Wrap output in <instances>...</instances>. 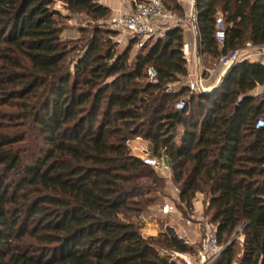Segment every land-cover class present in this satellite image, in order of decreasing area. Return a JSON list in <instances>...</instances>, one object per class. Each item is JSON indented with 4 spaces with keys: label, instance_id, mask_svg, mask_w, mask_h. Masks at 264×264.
Wrapping results in <instances>:
<instances>
[{
    "label": "trees",
    "instance_id": "16d2710c",
    "mask_svg": "<svg viewBox=\"0 0 264 264\" xmlns=\"http://www.w3.org/2000/svg\"><path fill=\"white\" fill-rule=\"evenodd\" d=\"M56 1L93 18L110 13L97 0H0V264H171L158 250L191 251L167 233L142 232L140 216L167 183L131 153L128 141L138 137L153 156L169 158L182 212L203 196L221 244L245 224L238 264H264V126L255 127L264 99L252 94L264 84V65L237 63L208 94L181 85L167 92L186 74L181 28L147 43L129 68L126 53L98 45L97 30L69 48ZM162 2L183 16L176 0ZM194 7L206 66L208 57L264 46V0ZM234 257L228 245L214 264Z\"/></svg>",
    "mask_w": 264,
    "mask_h": 264
},
{
    "label": "built area",
    "instance_id": "2783aa9c",
    "mask_svg": "<svg viewBox=\"0 0 264 264\" xmlns=\"http://www.w3.org/2000/svg\"><path fill=\"white\" fill-rule=\"evenodd\" d=\"M132 5L115 13L108 20L109 28L119 32L128 42L135 40L134 46L137 49L143 48L149 41H155L164 37L166 32L172 28H181L183 32L190 33L183 38L181 53L185 60L186 74L183 77L182 87L195 94H208L209 90L220 80L226 71L237 63L248 60L259 61L264 65V46L251 49H236L220 55L211 67L204 64L200 53L196 52L199 47L200 29L198 15L195 10L193 0L189 10L179 16L177 13L165 8L162 0H130ZM214 37L220 46L223 45L226 37L223 15L218 14L215 18ZM151 81H154L156 72L149 68ZM264 91V84L262 85ZM170 86L167 92H171ZM186 106L184 100H180L176 109L181 110ZM264 126V119L258 118L255 123L256 128ZM142 162L155 170L160 175L164 165L158 158L142 151L140 156ZM166 183L167 180L165 179ZM172 181V179H171ZM173 183V182H172ZM173 197H165L164 203L158 207L157 213L168 216L175 215V221L165 226V233L179 238L184 245L191 248L188 252H178L176 250H158V255L168 257L175 264H214L223 253L225 246L219 242L216 225L209 219L200 215L196 211H191L185 215L178 210L174 202H180L178 198V188L173 184ZM150 216V215H149ZM183 222V226L180 222ZM245 224H242L244 226ZM185 226V227H184ZM182 232V233H180ZM180 259L182 262L178 261Z\"/></svg>",
    "mask_w": 264,
    "mask_h": 264
},
{
    "label": "rangeland",
    "instance_id": "374dc122",
    "mask_svg": "<svg viewBox=\"0 0 264 264\" xmlns=\"http://www.w3.org/2000/svg\"><path fill=\"white\" fill-rule=\"evenodd\" d=\"M168 4V2H166ZM54 8L60 12L62 16L61 24L64 25L65 33L63 36V41L67 43L69 48H75L78 49L81 47L85 42L86 38L88 36V33H93L95 30L96 37L99 38L98 45L102 47L103 49L111 48L112 52L115 54V56H120L126 53V64L129 66V68L133 67L135 65V59L136 57L142 53V49H137L135 46H129V42L126 38H124L119 32L112 30L109 28L108 20L112 16L110 13L105 18H93L91 16L86 15L85 13H74L70 12L65 8V4L61 1H56L54 3ZM81 30H85L86 33L82 32ZM153 41H149L151 44ZM245 48L251 49L248 46ZM74 49V50H75ZM73 52V53H72ZM69 53L70 60L75 58V51H72ZM214 60L210 57L206 58V63L208 66L212 65ZM149 71V69H148ZM148 78L150 79V75L148 72ZM183 77L181 78L180 82H175L169 84L171 89L176 88L177 86L181 85L183 82ZM254 96H258L260 99H264V91L262 86H260L255 92H252ZM188 95V92H184L183 96L180 97V99L176 102L175 108L180 100H184L186 96ZM128 145L130 147L131 153H139V155L142 154V151L146 150L148 153L152 154V147L151 144L144 140L143 138H134L130 141H128ZM135 155V154H134ZM160 162L165 165L163 172H161V176L167 180V189H164V195H162L159 200L157 201V204L151 208L153 211H158V207L164 203L165 197H173L175 198L176 195L173 192V183L171 181V171L170 166L171 162L169 158L162 154L161 157H158ZM170 196H169V195ZM157 196H160L157 194ZM198 203L194 205V203ZM174 205L177 207L178 210L182 211V205L180 202L175 201ZM196 206V207H195ZM204 198L201 195L196 196L195 200L193 201V208L191 210H187L184 208L186 214L190 213L191 211H196L197 216L204 215ZM150 211L148 212V214ZM148 214L143 217L142 222L144 223V219L147 218ZM174 214H170L167 218H157L154 220V222L157 224L161 232H166L165 226L175 221ZM183 226V222H180ZM243 224V223H242ZM238 226L231 234L230 236L226 237L225 240H222V244L227 247L228 245H232V250L235 254L233 264H238L239 260L243 254V241H244V226ZM185 227V226H184ZM182 233V232H180ZM168 234V233H167ZM178 261L182 262L180 259Z\"/></svg>",
    "mask_w": 264,
    "mask_h": 264
},
{
    "label": "crops",
    "instance_id": "0c3cea01",
    "mask_svg": "<svg viewBox=\"0 0 264 264\" xmlns=\"http://www.w3.org/2000/svg\"><path fill=\"white\" fill-rule=\"evenodd\" d=\"M99 4L105 6L106 8L109 9L110 14L113 16L115 13L121 11L122 9L129 7L130 5L133 4L132 1L130 0H97ZM193 0H176L177 4L181 7L182 11L184 13H186L189 8H190V4ZM191 36L190 33L184 32V36ZM264 58V55L262 56ZM260 87V86H259ZM259 87H257L256 89L253 90V92H255ZM253 94V93H252ZM254 95V94H253ZM136 156H141L139 155V153H134ZM151 154V153H150ZM152 155V154H151ZM159 160V159H158ZM160 161V160H159ZM161 163V162H160ZM162 164V163H161ZM163 165V164H162ZM165 166V165H164ZM169 195V194H168ZM170 196V195H169ZM171 197V196H170ZM163 204V203H162ZM161 204V205H162ZM198 204L197 202L194 203V205ZM160 205V206H161ZM196 207V206H195ZM150 215V216H149ZM175 216V215H174ZM168 216H163L159 213H157L156 211L150 210V213L148 214L147 218L144 219V223H143V229L142 232L144 235L147 236H157L161 230L159 229V227L157 226V224L154 222L155 219L157 218H167Z\"/></svg>",
    "mask_w": 264,
    "mask_h": 264
},
{
    "label": "water",
    "instance_id": "95a60500",
    "mask_svg": "<svg viewBox=\"0 0 264 264\" xmlns=\"http://www.w3.org/2000/svg\"><path fill=\"white\" fill-rule=\"evenodd\" d=\"M196 52L198 53L199 52V47H198V45H197V47H196ZM234 66H232V67H230L227 71H226V73L220 78V80L209 90V93H211V92H213V91H215V90H217V89H219L220 87H221V85L226 81V79H227V77H228V75H229V73H230V71H231V69L233 68ZM143 219V216L141 215L140 216V220H142ZM171 264H175V262L174 261H171Z\"/></svg>",
    "mask_w": 264,
    "mask_h": 264
}]
</instances>
